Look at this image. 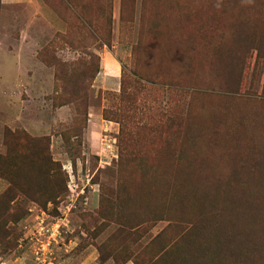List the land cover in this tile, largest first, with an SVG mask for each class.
<instances>
[{
  "label": "rangeland",
  "instance_id": "1",
  "mask_svg": "<svg viewBox=\"0 0 264 264\" xmlns=\"http://www.w3.org/2000/svg\"><path fill=\"white\" fill-rule=\"evenodd\" d=\"M42 244L264 264V0H0V264Z\"/></svg>",
  "mask_w": 264,
  "mask_h": 264
},
{
  "label": "crops",
  "instance_id": "2",
  "mask_svg": "<svg viewBox=\"0 0 264 264\" xmlns=\"http://www.w3.org/2000/svg\"><path fill=\"white\" fill-rule=\"evenodd\" d=\"M4 0H2L3 2ZM119 69L117 63L109 58L107 55L101 56V64H100V72L98 73V76L94 80V83H99V81L102 79L104 87H109L113 86L116 80V76L118 75ZM106 74L103 76V74ZM102 77V78H100ZM88 128L91 127V120L88 121ZM12 264H25L24 263V257H17L12 261ZM126 264H131V263H126Z\"/></svg>",
  "mask_w": 264,
  "mask_h": 264
},
{
  "label": "built area",
  "instance_id": "3",
  "mask_svg": "<svg viewBox=\"0 0 264 264\" xmlns=\"http://www.w3.org/2000/svg\"><path fill=\"white\" fill-rule=\"evenodd\" d=\"M53 236H55L53 234ZM55 238L52 239V241L49 239L47 240V245L49 247L50 243L55 242ZM40 254V256H38ZM51 253H46L44 252V244H42L40 246V248H38V250L35 252V261L37 262V264H53V262L50 260V255Z\"/></svg>",
  "mask_w": 264,
  "mask_h": 264
}]
</instances>
